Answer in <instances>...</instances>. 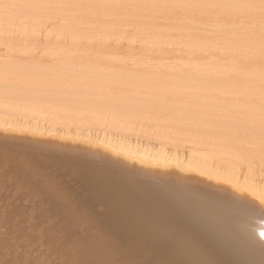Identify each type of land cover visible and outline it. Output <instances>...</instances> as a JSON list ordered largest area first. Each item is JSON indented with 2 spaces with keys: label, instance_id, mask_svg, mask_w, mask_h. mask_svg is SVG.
Listing matches in <instances>:
<instances>
[{
  "label": "bare ground",
  "instance_id": "6f19581e",
  "mask_svg": "<svg viewBox=\"0 0 264 264\" xmlns=\"http://www.w3.org/2000/svg\"><path fill=\"white\" fill-rule=\"evenodd\" d=\"M240 14L264 0H0V264H264V35ZM126 27L231 62L72 60Z\"/></svg>",
  "mask_w": 264,
  "mask_h": 264
},
{
  "label": "rangeland",
  "instance_id": "374dc122",
  "mask_svg": "<svg viewBox=\"0 0 264 264\" xmlns=\"http://www.w3.org/2000/svg\"><path fill=\"white\" fill-rule=\"evenodd\" d=\"M154 16L155 19L153 22L158 27L156 31L161 30V28L164 26H171L175 24L170 17L164 19L161 14H154ZM178 23L183 26H190L196 29L195 33H202L203 35H205L207 34L206 32L210 31L218 22L216 18L208 15L203 16L202 18L192 19L181 15L180 21ZM227 24V27L235 32L244 31L246 33H258L260 35H264V14H262L258 19L253 20L246 19L244 18V14H240L235 22L228 21ZM125 30L127 34L124 39L118 42L111 40L105 43H100L98 46L90 44L88 51H82L81 53H72V60L78 62L77 64L80 65L95 63L94 65L96 66L101 65L107 68H118V66H123L126 70L135 73H140L147 64L157 67L158 70H160L159 67H164L165 65H178L181 68L186 69L192 62H194L195 65L204 66L207 63H210V60L212 59H217L221 64H227L228 62H231L229 54L223 50H206L205 48H203L200 52L194 53L191 48L183 47L178 44L169 45L167 43L151 47L149 45H144L138 40L134 42L129 40L131 33L135 30L134 27H126ZM185 34H187V31L182 32V35ZM43 35L44 33L40 36V41L43 40ZM13 39L15 38L13 37ZM181 41H183V39H181ZM5 51L6 46L0 45V53L5 54ZM35 54L40 55V50H36ZM22 56L20 57L21 60L27 61L30 59L29 55L24 54ZM43 59L46 64L50 62V59H48L47 57H44ZM58 59L60 58L55 57V60ZM250 60L252 61V63H257V60H255V58H252ZM232 77H237V74H232ZM222 97H226L227 99L229 98L230 103H233L235 100H241V96L233 94L227 96L223 95ZM237 138H240V135H237ZM71 196L79 201V197L75 196V194H71ZM78 201H74V204H78ZM47 203L48 201H43V204ZM187 206L192 207L197 211L205 210L204 205L201 204H195V206L192 204H188Z\"/></svg>",
  "mask_w": 264,
  "mask_h": 264
},
{
  "label": "flooded vegetation",
  "instance_id": "af4514ba",
  "mask_svg": "<svg viewBox=\"0 0 264 264\" xmlns=\"http://www.w3.org/2000/svg\"><path fill=\"white\" fill-rule=\"evenodd\" d=\"M177 263V262H176ZM176 263H173V264H176Z\"/></svg>",
  "mask_w": 264,
  "mask_h": 264
}]
</instances>
